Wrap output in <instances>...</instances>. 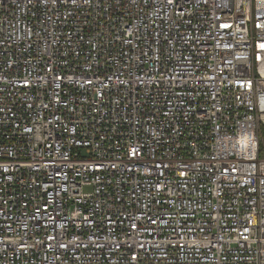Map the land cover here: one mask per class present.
Here are the masks:
<instances>
[{
	"label": "built area",
	"instance_id": "built-area-1",
	"mask_svg": "<svg viewBox=\"0 0 264 264\" xmlns=\"http://www.w3.org/2000/svg\"><path fill=\"white\" fill-rule=\"evenodd\" d=\"M264 0H0V264H264Z\"/></svg>",
	"mask_w": 264,
	"mask_h": 264
},
{
	"label": "trees",
	"instance_id": "trees-1",
	"mask_svg": "<svg viewBox=\"0 0 264 264\" xmlns=\"http://www.w3.org/2000/svg\"><path fill=\"white\" fill-rule=\"evenodd\" d=\"M263 129V131H264V128H262Z\"/></svg>",
	"mask_w": 264,
	"mask_h": 264
}]
</instances>
